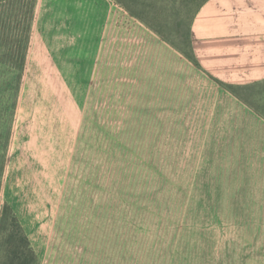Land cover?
Returning <instances> with one entry per match:
<instances>
[{
  "label": "rangeland",
  "instance_id": "rangeland-1",
  "mask_svg": "<svg viewBox=\"0 0 264 264\" xmlns=\"http://www.w3.org/2000/svg\"><path fill=\"white\" fill-rule=\"evenodd\" d=\"M203 1L38 0L18 104L0 72V220L42 264H264V84L196 64Z\"/></svg>",
  "mask_w": 264,
  "mask_h": 264
},
{
  "label": "crops",
  "instance_id": "crops-1",
  "mask_svg": "<svg viewBox=\"0 0 264 264\" xmlns=\"http://www.w3.org/2000/svg\"><path fill=\"white\" fill-rule=\"evenodd\" d=\"M191 32L196 59L216 82L264 84V0H204Z\"/></svg>",
  "mask_w": 264,
  "mask_h": 264
},
{
  "label": "trees",
  "instance_id": "trees-1",
  "mask_svg": "<svg viewBox=\"0 0 264 264\" xmlns=\"http://www.w3.org/2000/svg\"><path fill=\"white\" fill-rule=\"evenodd\" d=\"M38 0H0V72H10L18 104L28 70ZM195 54V52H194ZM196 64L199 62L194 57ZM6 205L0 220V264H42L31 238Z\"/></svg>",
  "mask_w": 264,
  "mask_h": 264
}]
</instances>
